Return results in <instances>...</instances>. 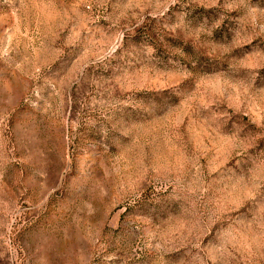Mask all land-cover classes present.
Returning a JSON list of instances; mask_svg holds the SVG:
<instances>
[{
    "label": "rangeland",
    "instance_id": "374dc122",
    "mask_svg": "<svg viewBox=\"0 0 264 264\" xmlns=\"http://www.w3.org/2000/svg\"><path fill=\"white\" fill-rule=\"evenodd\" d=\"M0 264H264V0H0Z\"/></svg>",
    "mask_w": 264,
    "mask_h": 264
}]
</instances>
